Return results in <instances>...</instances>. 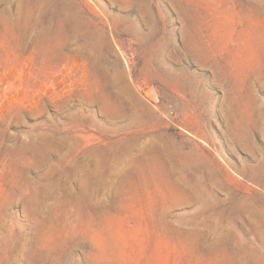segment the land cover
<instances>
[{
	"label": "rangeland",
	"instance_id": "rangeland-1",
	"mask_svg": "<svg viewBox=\"0 0 264 264\" xmlns=\"http://www.w3.org/2000/svg\"><path fill=\"white\" fill-rule=\"evenodd\" d=\"M0 264H264V0H0Z\"/></svg>",
	"mask_w": 264,
	"mask_h": 264
}]
</instances>
